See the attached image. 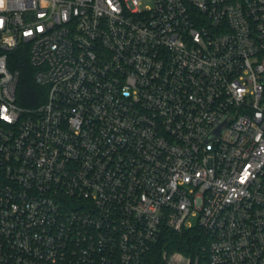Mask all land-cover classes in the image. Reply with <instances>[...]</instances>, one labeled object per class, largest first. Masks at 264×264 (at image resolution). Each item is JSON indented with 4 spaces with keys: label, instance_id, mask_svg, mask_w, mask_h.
Instances as JSON below:
<instances>
[{
    "label": "built area",
    "instance_id": "2783aa9c",
    "mask_svg": "<svg viewBox=\"0 0 264 264\" xmlns=\"http://www.w3.org/2000/svg\"><path fill=\"white\" fill-rule=\"evenodd\" d=\"M192 217L191 264H264V0H0V264H148Z\"/></svg>",
    "mask_w": 264,
    "mask_h": 264
},
{
    "label": "trees",
    "instance_id": "16d2710c",
    "mask_svg": "<svg viewBox=\"0 0 264 264\" xmlns=\"http://www.w3.org/2000/svg\"><path fill=\"white\" fill-rule=\"evenodd\" d=\"M11 67L20 73L16 93L17 103L23 107H34L41 104L44 100L45 89L35 81V68L30 64L28 51L21 48L15 50L11 59ZM204 242V232L199 226L180 233L167 229L148 253L147 262L148 264H165V253L168 256L180 253L193 259L200 252Z\"/></svg>",
    "mask_w": 264,
    "mask_h": 264
},
{
    "label": "water",
    "instance_id": "95a60500",
    "mask_svg": "<svg viewBox=\"0 0 264 264\" xmlns=\"http://www.w3.org/2000/svg\"><path fill=\"white\" fill-rule=\"evenodd\" d=\"M165 264H191L192 259L186 257L180 253H175L168 256L167 253L164 254Z\"/></svg>",
    "mask_w": 264,
    "mask_h": 264
},
{
    "label": "rangeland",
    "instance_id": "374dc122",
    "mask_svg": "<svg viewBox=\"0 0 264 264\" xmlns=\"http://www.w3.org/2000/svg\"><path fill=\"white\" fill-rule=\"evenodd\" d=\"M191 222L194 224V227H197V225H198V217H192L191 218Z\"/></svg>",
    "mask_w": 264,
    "mask_h": 264
}]
</instances>
